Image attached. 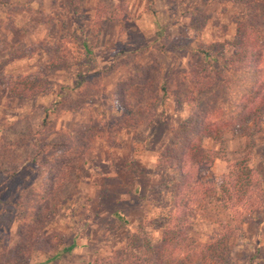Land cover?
<instances>
[{
    "label": "rangeland",
    "instance_id": "obj_1",
    "mask_svg": "<svg viewBox=\"0 0 264 264\" xmlns=\"http://www.w3.org/2000/svg\"><path fill=\"white\" fill-rule=\"evenodd\" d=\"M240 29L258 62L264 0H0V264H264V209L235 215L215 189L245 160L264 189V109L260 129L192 135L203 208L174 238L163 217L161 162L194 114L220 111L208 78Z\"/></svg>",
    "mask_w": 264,
    "mask_h": 264
},
{
    "label": "trees",
    "instance_id": "obj_2",
    "mask_svg": "<svg viewBox=\"0 0 264 264\" xmlns=\"http://www.w3.org/2000/svg\"><path fill=\"white\" fill-rule=\"evenodd\" d=\"M239 32L237 40L240 50L230 56L220 55L224 60L223 64L220 65V72H215L212 80L208 78V81H211L210 87H208L209 89L211 88V92L213 86L218 87V89L220 87V93H218L219 90L215 92L217 96H220V104H222L220 111H207L203 113L201 118L197 114L191 115L190 121L185 122L181 127L182 129L174 133L173 139H171L172 144L161 162L163 168L171 173L168 175L167 183L165 184L168 191L167 195L170 196V208L164 210L163 217L169 224L171 223L170 227L172 228H170L169 234L171 236L174 235L172 238L184 234L186 222L183 219L187 217L189 211L203 208L200 205L201 203L193 202L190 198L194 199L195 189L201 192L202 187L206 186L202 184L197 171L199 164H208V162L202 158L196 161L190 159L194 156L193 154L190 156L193 147L192 142H194V140H190L192 135L197 134L200 138L204 136L210 137L217 131L221 133L222 130H226L231 124L233 127H240L239 129H241V125L245 127L254 125L255 128L259 129L261 126L260 119L262 120V110L264 109V55L262 56L260 53L257 62L256 55L258 49H261V47L259 48V42H256L254 37L250 38L245 30L241 31L240 29ZM262 49L264 50L263 46ZM204 54H206L205 59L213 57L208 52ZM216 84H219V86ZM232 107H235V109L232 110ZM219 115L220 119H218ZM213 120H220V122L219 124L214 123ZM235 120L237 123L234 122ZM43 122L44 124L48 122L47 117L44 118ZM76 160L80 161L81 158L78 156ZM192 161L194 163L190 164ZM196 176L197 178H195ZM194 180L196 181L194 182ZM192 185L194 188L191 187ZM215 189L219 194L218 198H220V201L227 206L228 210H233L235 215L239 214L241 216L245 214V218H247L251 217L260 208L264 209V189L261 177L246 160L229 166V172L223 176L220 185ZM252 196H257V198H252ZM242 201L246 206L239 209L241 206L239 202ZM116 216L122 219L118 214ZM22 220L24 219L22 218ZM44 241H40V243ZM42 245L51 249L52 241L48 240ZM30 246L36 247V243L28 239L26 248ZM73 248V246L64 247L63 253H71ZM57 249L50 251L44 250L43 247L37 248L46 257L43 263L58 260L62 252ZM171 252L174 260H177L179 258L177 252H181V250L175 248ZM184 258L185 253L179 259L183 260ZM147 260L149 259L145 258L143 254V257L139 258L136 264H141L142 262L144 264H156L160 262L158 259L155 263Z\"/></svg>",
    "mask_w": 264,
    "mask_h": 264
}]
</instances>
